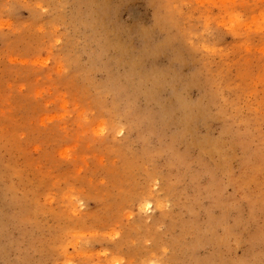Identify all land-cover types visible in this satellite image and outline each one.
Returning <instances> with one entry per match:
<instances>
[{
	"label": "rangeland",
	"instance_id": "374dc122",
	"mask_svg": "<svg viewBox=\"0 0 264 264\" xmlns=\"http://www.w3.org/2000/svg\"><path fill=\"white\" fill-rule=\"evenodd\" d=\"M0 264H264V0H0Z\"/></svg>",
	"mask_w": 264,
	"mask_h": 264
}]
</instances>
